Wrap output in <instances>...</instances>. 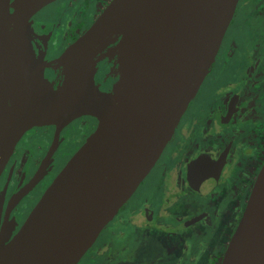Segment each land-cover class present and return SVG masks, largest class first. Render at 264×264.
Segmentation results:
<instances>
[{"label": "water", "instance_id": "water-1", "mask_svg": "<svg viewBox=\"0 0 264 264\" xmlns=\"http://www.w3.org/2000/svg\"><path fill=\"white\" fill-rule=\"evenodd\" d=\"M55 1L0 0V176L30 130L55 126L57 140L79 118L98 126L20 231L7 243L0 232V264H79L159 160L240 0H112L48 62L30 20ZM103 45L123 68L109 92L98 82ZM222 264H264V167Z\"/></svg>", "mask_w": 264, "mask_h": 264}, {"label": "flooded vegetation", "instance_id": "flooded-vegetation-1", "mask_svg": "<svg viewBox=\"0 0 264 264\" xmlns=\"http://www.w3.org/2000/svg\"><path fill=\"white\" fill-rule=\"evenodd\" d=\"M111 1L56 0L46 6L30 20L35 49L48 62L56 59ZM238 16L250 22L236 27ZM59 29L71 34L67 41L57 40ZM109 74L103 63L98 82L106 92L117 82ZM97 126L95 118L82 117L57 140L55 126L22 137L0 176L5 243ZM263 167L264 0H240L213 64L159 160L79 264H222Z\"/></svg>", "mask_w": 264, "mask_h": 264}, {"label": "bare ground", "instance_id": "bare-ground-1", "mask_svg": "<svg viewBox=\"0 0 264 264\" xmlns=\"http://www.w3.org/2000/svg\"><path fill=\"white\" fill-rule=\"evenodd\" d=\"M120 58V53L115 50L113 45H103L100 48L98 59L110 66V76L119 79L123 74V68L120 67Z\"/></svg>", "mask_w": 264, "mask_h": 264}, {"label": "rangeland", "instance_id": "rangeland-1", "mask_svg": "<svg viewBox=\"0 0 264 264\" xmlns=\"http://www.w3.org/2000/svg\"><path fill=\"white\" fill-rule=\"evenodd\" d=\"M57 5H54V6H50V7H48L47 8V10H46V12H50V11H52V10H54L55 9V7H56ZM245 19V18H244ZM244 19H243V17H241V16H238L237 18H236V21H235V26L236 27H240V26H243V27H245L246 26V23L248 24L249 22H250V20H248V22H245L244 23ZM247 19V18H246ZM70 34V33H69ZM69 34L67 35L66 33H63V31L61 30V29H59V31H58V34H57V40L58 41H61L62 42V40L65 42V41H67V39H68V37H69ZM71 35V34H70ZM130 204L131 203H128V205L126 206V208L128 209V207L130 206ZM129 209H130V207H129Z\"/></svg>", "mask_w": 264, "mask_h": 264}]
</instances>
